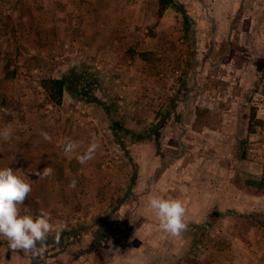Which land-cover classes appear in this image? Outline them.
<instances>
[{
    "label": "rangeland",
    "instance_id": "1",
    "mask_svg": "<svg viewBox=\"0 0 264 264\" xmlns=\"http://www.w3.org/2000/svg\"><path fill=\"white\" fill-rule=\"evenodd\" d=\"M88 2L74 0L75 17L55 18L44 15L47 9L53 14L54 0H0V128L11 124L15 129L11 139H0V167H12L11 146L20 160L27 137L31 140L47 132L55 137L53 148L62 156L61 172L69 170L88 185L86 174L93 171V176H103L111 190L101 196L90 188L89 194L98 199L97 208L79 202L69 210L65 201V212L60 214L53 202L32 206L33 214L47 210L54 225L47 240L56 246L49 252L66 250V256L74 260L93 245L107 242L106 231L99 228L108 216L118 218L107 225L116 243L137 209L139 171L172 167L179 160L183 162L175 163L174 170L187 169L189 163L195 167L201 160V183L190 184L194 185L191 195L204 185L205 198L197 200L221 209V213L210 209L204 215L207 219L210 214L208 221L187 227L190 252L182 264H202L204 252L215 247L225 252L252 246L259 252L264 248V196L245 195L235 184L239 179L264 177V0H176L183 7L170 6V17L164 22L160 0H141L143 24L138 27V40L155 41L156 29L166 23L172 24L178 44L172 53L152 52L144 45L135 47L136 39L126 36L125 52L140 59L130 57L105 66L91 57L86 46L85 17L79 14ZM74 69L85 72L86 78L96 76L97 84L81 85L86 86L87 96H74L68 87L62 104L51 102L42 81L63 78ZM146 71L152 75L144 78V73H150ZM137 72H143L140 80ZM66 138L77 141L81 152L95 138L99 147L94 158L81 165L75 155L66 156ZM212 173L217 189L210 192ZM35 177L30 172L29 182ZM149 180L142 181L138 192L148 190ZM34 193L30 200L41 204ZM231 196L236 202L228 205L225 200ZM128 197V205L118 212ZM76 233L84 234L85 247L76 246V238L69 239ZM40 256L44 258L45 251L33 256L11 249L7 238L0 237V264H36ZM221 256L222 264L229 261L226 253ZM91 259L103 263L105 255Z\"/></svg>",
    "mask_w": 264,
    "mask_h": 264
},
{
    "label": "crops",
    "instance_id": "2",
    "mask_svg": "<svg viewBox=\"0 0 264 264\" xmlns=\"http://www.w3.org/2000/svg\"><path fill=\"white\" fill-rule=\"evenodd\" d=\"M88 1H90L88 2L89 5L86 7L85 11L82 13L80 12L79 16L85 17L86 24L83 26V30L85 33V40L87 42L86 46L88 49H90L89 52L91 57L102 60L101 64L103 66H105L107 63H113L114 65L118 64L119 62H125L129 60L130 57H132L131 53L125 52L126 36H129V39H136L135 41H132V44H134L135 47L144 45L147 50L152 52H157L155 50L165 49L166 52L169 51V53H172L174 46L178 44L174 37L175 30L172 24L166 23H163L164 25L159 27L158 30L156 29L159 37L155 41L150 42L147 40H138L139 34H141V31L138 30V27L139 24H143L141 14L143 10L141 9L144 6L139 3L141 0ZM54 2L55 4L52 7L53 14H50V9H47L44 11L45 16L53 15L55 18L75 17L77 12H75L76 7L73 5L74 0H54ZM169 17L170 9H168L164 15L161 16L162 22L168 20ZM59 21H61V19H59ZM148 22L153 23V20H148ZM129 28L132 30H129ZM138 51L142 52L143 50ZM139 59L140 57L135 58V60ZM76 70L77 69H74L72 71ZM69 74L70 73L67 75ZM142 74L143 72L136 73V75L139 76V80L141 79ZM143 75L145 78L147 76H151L152 73H144ZM87 79L93 81V85L97 84L98 79L96 76L87 77ZM166 126H168V124ZM55 129L56 128L53 130ZM30 139L31 140H29L27 137V140L25 143H23L21 148L22 156L20 160L17 159L16 156H13L15 152L13 146H11L12 157L8 160L10 165H12L13 168L15 167V169H20L23 176L29 181L31 179L28 178L30 172H35V176L37 177H35L36 179L30 182L32 191L30 192L31 194L29 193L27 196L28 202L25 200L22 202V208H27L31 211L32 206L35 207V205H37L46 207L53 202V209L58 210L60 214H62L65 212V201H68L69 203V210L72 204L75 207L79 202H81L84 207L91 205L90 207L97 208L98 205L96 200L98 199L95 196L93 197L89 194L90 188L94 189L91 191L92 194H96L98 192V194L101 196H105V194L111 192V190L108 188V183L104 182L103 176H93V171L86 174V177H90L88 185H86L84 182L81 184L78 177L69 170L61 172L58 165L62 163V160L60 164L58 163L62 156L60 155V151L56 146V148H53L55 137H52L51 141H46L43 137ZM17 151L18 150H16V152ZM168 157L169 155H166L164 161L167 162ZM182 162L183 161L179 160L178 163H175L178 165ZM154 163L155 162H153V164ZM175 163L171 165L172 167H161L159 170H152L153 172L150 170L149 172L144 173L142 170L136 175L137 180H140L136 181L135 184V193L137 195L135 204L137 209L135 212H133V216L130 218L131 223L129 224L130 226H128L127 231L122 234L118 240H116V243H114L115 241L113 238L110 239L109 226L107 225L113 223V221L115 223L116 219L118 218L113 216L109 219L108 216V218L105 220H101V226L99 228L100 231H106L104 232L107 236V242L102 241L97 247L96 245H93L95 248L90 249L88 251L89 254L79 253L78 257H75L73 258L74 260H71L66 256V250H53L49 252V249L55 247L56 245L54 243L52 244L48 242L47 240L46 243L41 246L42 252L45 251V256L44 258L43 256H40L36 264H181V259L187 255L188 251L190 250L189 236L187 235L186 231H183L178 236H173L160 229L159 222L155 214L148 206L149 197L153 194L162 193L169 198H179L182 200L186 208V222L188 226L199 225L201 222L208 221L211 217L209 216L210 214L208 215L207 219L204 218V215L210 209L215 210L217 206L214 203L201 204V200H197L198 197L201 198V196H205L203 193H207L203 192L206 191L204 185L198 187V189H201L198 191V193L201 194L194 193V196L191 195L190 189L194 187V185L192 186L190 184L198 182L201 183V164H199L201 163V160L195 167L189 163L187 169L182 170H174L173 168ZM56 166L58 168H56ZM46 167L53 168L54 173L46 177L40 176ZM152 173L155 174L153 175ZM197 176L200 177L198 180L196 178ZM210 176L214 178L215 174L212 173ZM147 177L150 178L148 190L145 192H138L137 188L140 187L138 189H141L144 186L143 182H145ZM73 179L77 181V184L75 188H70L69 184ZM87 180L88 179H86V181ZM34 182L36 183L33 184ZM63 182L65 183L63 184ZM213 184H217L215 178L213 179ZM33 191L35 192L34 194L37 195V201L41 202V204L30 200ZM87 194L88 198H85ZM213 197H215V195ZM129 198L130 197L123 199L125 201L123 202L122 206L118 208L120 209L118 212L123 211L126 205H128L130 200ZM233 198L231 196L226 200H232L233 202H236V200ZM85 199H88V201L85 202ZM221 203V205H223L224 201L222 200ZM195 208L198 209L194 210ZM203 209H205L204 212ZM218 209L220 208H217L216 210L218 211ZM219 211L221 213V209ZM102 217L100 219H104ZM76 234V237H69V239L76 238V246L79 245L81 248L85 247L86 240L83 239L84 234ZM262 241L264 244V236L262 237ZM263 244H260V246L262 247ZM107 246L110 248L106 254L102 253V251L106 249ZM251 247L252 246H250V248ZM250 248L246 247L238 250L237 246L234 251L226 250L225 252L216 247L215 249L210 248L204 252V258L202 259L204 261L201 260V263L222 264L221 255L226 253V257L229 255V261H225L224 264H226V262H228V264H264V248H262L259 252L258 250L254 251ZM218 252L221 254L219 255ZM100 254L103 256L105 255V260H103V263H95L91 257L94 255L99 256ZM31 264H34V262Z\"/></svg>",
    "mask_w": 264,
    "mask_h": 264
},
{
    "label": "clouds",
    "instance_id": "3",
    "mask_svg": "<svg viewBox=\"0 0 264 264\" xmlns=\"http://www.w3.org/2000/svg\"><path fill=\"white\" fill-rule=\"evenodd\" d=\"M15 129L11 124L0 128V139L9 140L14 136ZM44 140L51 141L47 132L41 133ZM99 147L95 138L81 152L80 144L71 138H66L63 152L66 156L75 155L81 165H85L94 158ZM51 168L46 167L40 176L51 175ZM77 181L73 179L69 184L75 188ZM32 191L31 183L17 169L11 166L0 167V237H6L8 247L31 252L33 256L40 255L43 245L54 231L49 213L40 209L33 214L27 208H22V202ZM148 206L155 214L159 227L164 232L178 236L188 227L186 222V208L179 198H169L166 195L153 194L149 197ZM56 239L59 240V231Z\"/></svg>",
    "mask_w": 264,
    "mask_h": 264
},
{
    "label": "trees",
    "instance_id": "4",
    "mask_svg": "<svg viewBox=\"0 0 264 264\" xmlns=\"http://www.w3.org/2000/svg\"><path fill=\"white\" fill-rule=\"evenodd\" d=\"M178 6L180 9L183 7L178 5L176 0H160L159 15L162 16L170 6ZM183 10V9H182ZM190 22L191 19L187 18ZM189 21H187L188 30ZM92 84L93 81L86 78V73L82 71H71L69 76L66 75L63 78H46L42 81L41 86L44 88L49 96L51 102L58 105L62 104L65 93L68 87H71V93L74 96L84 95L87 96L86 86L82 87V84ZM235 186L237 189L245 195H257L264 196V177H253L247 180L239 179L236 181ZM183 257L185 259L189 255ZM181 263V262H179ZM183 263V262H182ZM181 263V264H182Z\"/></svg>",
    "mask_w": 264,
    "mask_h": 264
},
{
    "label": "flooded vegetation",
    "instance_id": "5",
    "mask_svg": "<svg viewBox=\"0 0 264 264\" xmlns=\"http://www.w3.org/2000/svg\"><path fill=\"white\" fill-rule=\"evenodd\" d=\"M211 189H212V190H211L210 192H212L213 189H217V188H216L215 185L213 184V187L211 186ZM220 194H221V193H220ZM219 199H221V198H219ZM226 199H227V198H226ZM226 202H228V204L233 203L232 200H227V201H225V203H226ZM213 211H216V212H217V210H213Z\"/></svg>",
    "mask_w": 264,
    "mask_h": 264
}]
</instances>
